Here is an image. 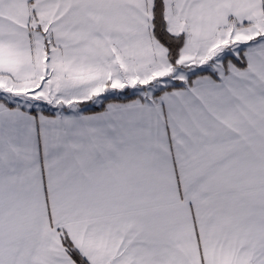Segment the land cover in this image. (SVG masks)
Wrapping results in <instances>:
<instances>
[{
  "label": "snow or ice",
  "instance_id": "1",
  "mask_svg": "<svg viewBox=\"0 0 264 264\" xmlns=\"http://www.w3.org/2000/svg\"><path fill=\"white\" fill-rule=\"evenodd\" d=\"M0 264H264V0H0Z\"/></svg>",
  "mask_w": 264,
  "mask_h": 264
}]
</instances>
